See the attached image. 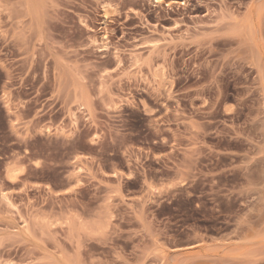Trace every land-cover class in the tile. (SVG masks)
<instances>
[{"label": "rangeland", "instance_id": "obj_1", "mask_svg": "<svg viewBox=\"0 0 264 264\" xmlns=\"http://www.w3.org/2000/svg\"><path fill=\"white\" fill-rule=\"evenodd\" d=\"M0 264H264V0H0Z\"/></svg>", "mask_w": 264, "mask_h": 264}, {"label": "snow or ice", "instance_id": "obj_2", "mask_svg": "<svg viewBox=\"0 0 264 264\" xmlns=\"http://www.w3.org/2000/svg\"><path fill=\"white\" fill-rule=\"evenodd\" d=\"M158 2H160V0H158ZM168 6H169V7H172V4L170 3Z\"/></svg>", "mask_w": 264, "mask_h": 264}]
</instances>
